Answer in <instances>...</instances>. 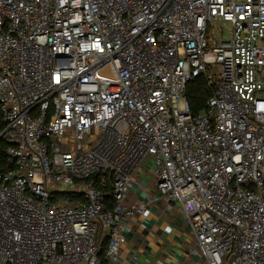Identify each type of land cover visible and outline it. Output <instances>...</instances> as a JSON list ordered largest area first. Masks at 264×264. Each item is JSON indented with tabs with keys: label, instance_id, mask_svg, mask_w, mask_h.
<instances>
[{
	"label": "built area",
	"instance_id": "1",
	"mask_svg": "<svg viewBox=\"0 0 264 264\" xmlns=\"http://www.w3.org/2000/svg\"><path fill=\"white\" fill-rule=\"evenodd\" d=\"M0 151V264H119L145 172L194 264H264V0H0Z\"/></svg>",
	"mask_w": 264,
	"mask_h": 264
},
{
	"label": "crops",
	"instance_id": "2",
	"mask_svg": "<svg viewBox=\"0 0 264 264\" xmlns=\"http://www.w3.org/2000/svg\"><path fill=\"white\" fill-rule=\"evenodd\" d=\"M151 200V201H149ZM147 203L143 216L130 220V231H124L119 264H194L196 256L187 252L190 240L180 208L156 198L148 172L140 173L139 184L130 191L125 204ZM168 204L170 205L168 207Z\"/></svg>",
	"mask_w": 264,
	"mask_h": 264
},
{
	"label": "trees",
	"instance_id": "3",
	"mask_svg": "<svg viewBox=\"0 0 264 264\" xmlns=\"http://www.w3.org/2000/svg\"><path fill=\"white\" fill-rule=\"evenodd\" d=\"M208 96L207 89L204 87V82L201 77L196 78L193 82L189 83L187 85L186 91H185V97L188 99L192 111L197 112L201 110L204 107L205 104V98ZM4 154L2 151H0V165L3 167V169L6 168V165H4ZM99 176L93 177V183L100 188L102 191L105 192V200L104 203L107 208H110L112 205V198L110 195H108V191L110 190V178L108 176L104 177V183H100ZM106 241L107 238H103L101 241V250L104 251L106 247Z\"/></svg>",
	"mask_w": 264,
	"mask_h": 264
},
{
	"label": "rangeland",
	"instance_id": "4",
	"mask_svg": "<svg viewBox=\"0 0 264 264\" xmlns=\"http://www.w3.org/2000/svg\"><path fill=\"white\" fill-rule=\"evenodd\" d=\"M217 29H222V30H225V32H222V33H218L217 34V39H227L228 38V26L225 24V23H222L220 22L219 24H217L216 26H214V30H217ZM152 163V161L150 160L148 165L150 166ZM106 231H108V228H105L104 229V232L106 233Z\"/></svg>",
	"mask_w": 264,
	"mask_h": 264
}]
</instances>
